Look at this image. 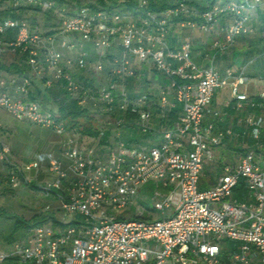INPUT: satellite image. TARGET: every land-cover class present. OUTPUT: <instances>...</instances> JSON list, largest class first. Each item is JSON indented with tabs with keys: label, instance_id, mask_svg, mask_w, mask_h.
<instances>
[{
	"label": "built area",
	"instance_id": "built-area-1",
	"mask_svg": "<svg viewBox=\"0 0 264 264\" xmlns=\"http://www.w3.org/2000/svg\"><path fill=\"white\" fill-rule=\"evenodd\" d=\"M189 1L151 10L149 0H138L135 11L96 8L95 0L2 1L7 16H0V58L18 47L27 54L29 69L0 76V108L18 121L53 130L61 138V154L47 152L46 165L14 159L0 122V187L35 182L43 194L55 196L64 218L34 225L8 249L0 248V264L10 258L17 264H264V167L255 148L264 149V91L250 96L241 89L248 81L243 72L228 67L222 74L213 63L200 65L192 58L190 41L171 47L167 40L175 19L211 31L223 18L224 40L214 44L225 49L253 31L250 21L258 9L264 13V0H218L202 11ZM30 8L53 11L58 26L43 31L22 15L12 16ZM191 14L199 19L185 18ZM10 31H15L12 38ZM89 47L97 55L93 61ZM135 61L151 64L166 86L155 95L141 85L132 87ZM107 63L108 80L97 89L71 70L101 71ZM37 78L46 90L63 91L97 114L118 110L115 128L94 137L69 129L57 110L31 96ZM226 86L235 110L250 109L239 120L241 130L213 107L217 89ZM175 102L181 103L182 114L168 126ZM130 126L137 136L123 139V129ZM227 141L242 153L221 165L214 185L203 187L205 161L214 158L213 147ZM151 180L169 191H155L159 216L146 218L149 211L137 204L136 195ZM241 186L251 201L235 197ZM135 205L136 217L114 214ZM69 217L77 222H67ZM228 239L238 248L223 256Z\"/></svg>",
	"mask_w": 264,
	"mask_h": 264
},
{
	"label": "crops",
	"instance_id": "crops-1",
	"mask_svg": "<svg viewBox=\"0 0 264 264\" xmlns=\"http://www.w3.org/2000/svg\"><path fill=\"white\" fill-rule=\"evenodd\" d=\"M0 10H2V2L0 3ZM30 10L40 12L37 8L25 9L24 12H28ZM129 11L134 10L130 9ZM42 13L43 18L48 17L47 12ZM49 13H51L50 17H55L53 15V11H49ZM224 22L225 20L221 18L214 29L211 31H205L199 27L181 25L179 20L175 19L169 27L170 31L167 37L168 43L171 47H177L183 41H190L192 58L198 64L208 65L213 63L222 74L228 67H231L235 73L243 72L248 77V81L242 84L241 89L246 91L250 96L256 97L261 91H264V13L261 9H258L256 13L253 14L250 21V24L253 27L252 32L240 35L236 41L227 48L220 49L214 44V42L216 39L224 40L222 29ZM115 53L116 49L113 48L109 57L112 58ZM20 60L21 58L19 57L15 62L13 61V63H18ZM135 66L137 74L135 77L130 79V85H132V87L141 85L146 90V86L148 85V82H150V84H152L158 91L160 88L166 86V79L161 73L157 72L151 64L147 62L135 61ZM5 67L6 66L1 64L0 58V76H8L11 74V72H9ZM71 70L73 71V74H79L82 76V72L77 70L75 67L71 68ZM87 75L88 74L85 73L84 76L88 77ZM40 91L42 97L46 95L51 100L55 99V97L56 99L60 97L62 101L66 99V95L63 91L52 90L49 94L48 92L50 91L45 89L43 80L37 78L35 80L31 96L39 99ZM147 91H151V89H147ZM153 92L152 94L155 95ZM153 99L157 100L155 96H153ZM230 99L229 87L226 86L219 88L214 95L213 107L219 108L226 113L227 124L232 125L237 130H241L243 125H240L239 120L245 117V115L249 113L250 109L246 108L243 111H237L233 108ZM62 101H59L56 105H54L52 110H57ZM175 108H179L178 115L180 116L182 114L181 103L175 102L172 110ZM253 111L257 112L256 109ZM0 122H3L5 125L6 140H8L12 146V156L14 159L18 160V156L21 157L23 155V151L19 150L20 147L27 148L29 146H31V151L34 152L35 157H39L41 159L39 160L42 161L44 165L47 163V152H51L56 155L61 154V138L53 130L29 123L27 121H18L12 118L2 108H0ZM105 131L110 132V129H105ZM105 136L103 137V141H105ZM222 146H224V149L238 148L232 141H227ZM28 158L29 157H24L23 161L30 160V158ZM260 164L264 167V161ZM220 173L221 169L216 173L217 176L212 185L217 182ZM45 175L49 176V173H46ZM30 185L36 187L35 182ZM212 185L203 184L202 186L208 187ZM50 196L55 197L54 195ZM235 197L242 201L252 200L250 192L242 186L236 188ZM237 248L238 242L224 241L222 244V255L226 256L229 252L237 250Z\"/></svg>",
	"mask_w": 264,
	"mask_h": 264
},
{
	"label": "rangeland",
	"instance_id": "rangeland-1",
	"mask_svg": "<svg viewBox=\"0 0 264 264\" xmlns=\"http://www.w3.org/2000/svg\"><path fill=\"white\" fill-rule=\"evenodd\" d=\"M0 16H7L6 12H0ZM22 16L33 22L34 24L40 25L43 31L53 30L58 26L57 17H52L50 20H46L43 18V13L40 11H28L23 12ZM65 57L69 56V52L64 51ZM21 58L20 52L16 50V47H11L8 49L1 57V64L6 66L5 68L11 67L10 63H13L17 60V58ZM97 58L96 52L92 47H89V60L93 61ZM110 64L107 63L104 66V69L101 71H96L92 67H88L87 76L85 77V73L82 74V80H85L91 87L97 89L100 86L104 85L108 80L107 70L109 69ZM16 73V72H11ZM147 89H151L150 92L157 93V89L153 87L150 82L146 86ZM146 89V90H147ZM49 94L51 93L48 92ZM47 94V92H46ZM41 91L39 92V100L42 103L43 107L46 109L52 110L54 105H56L59 101H62L60 97L58 99H49L48 96H41ZM53 95V94H52ZM54 97V96H53ZM62 98V97H61ZM95 113V112H94ZM97 118L99 119V124L102 129L109 128L113 129L116 126L115 121L119 118L121 113L118 110H115L111 114H97L95 113ZM155 123L159 122V117L154 115ZM127 132V136L129 138L137 136V128L128 127L123 129V132ZM8 142V140H7ZM11 145V144H10ZM31 146L29 147H20L19 150L23 151V155L21 157L18 156V161H23L24 157H29L30 159H40L39 157H35L34 152L31 151ZM258 160L260 163L264 161V149L255 147ZM242 148L239 149H224V146H215L213 147L214 158L211 160H207L204 165V170L201 172V180L200 184L212 185L215 182V178L217 176V172L220 171L221 165L225 162H234L237 160L240 152L242 153ZM28 158V159H29ZM41 160V159H40ZM0 166V170H1ZM156 190L162 192H168L169 187H164L161 182H156L151 180L150 182L144 184L139 187L136 201L138 205H141L145 212L149 211V213H144L146 218L148 217H156L159 216V211L154 207L153 203V194ZM50 204V209H46V205ZM0 210L5 211L7 213H16L26 219L32 217L36 213H42L51 211L55 213V217L57 219L64 218L63 213L59 209V205L55 197L46 196L43 194L37 187L32 185H22L18 188H13L10 186H2L0 187ZM115 215L123 218H133L138 216L136 205L126 209L124 211H116ZM74 219L69 217L67 222H71ZM10 225V220L6 219L0 213V248L8 249L13 242H8L6 239L7 228ZM225 242H232L233 240H224ZM223 241V242H224ZM6 264V263H4ZM252 264H258L257 260H254Z\"/></svg>",
	"mask_w": 264,
	"mask_h": 264
},
{
	"label": "trees",
	"instance_id": "trees-1",
	"mask_svg": "<svg viewBox=\"0 0 264 264\" xmlns=\"http://www.w3.org/2000/svg\"><path fill=\"white\" fill-rule=\"evenodd\" d=\"M138 0H95L92 5L96 8H120L125 11L136 10ZM176 0H149V9L151 10H162L170 5H173ZM218 0H190L189 3L192 8L198 11H202ZM2 0H0V3ZM25 9L22 11L24 12ZM2 12V10H0ZM13 13L12 16H21ZM48 17H44L47 21L52 19L50 17L51 13L47 12ZM185 18L190 19H199L195 14L188 15ZM10 37H14L15 31H10ZM16 50L20 52L21 60L18 63H12L11 67H8L9 72H24L28 71L29 65L27 63V54L22 52L20 48L16 47ZM75 77L82 79V76L79 74H74ZM179 108H175L170 112L169 119L167 121L168 126H171L178 119ZM56 115L64 120L66 126L69 129H74L79 131L85 136L94 137L99 135L103 130L99 124V119L96 114L88 107L78 104L75 100L69 99L66 97L58 106ZM108 131H104L105 135H108ZM123 139H128L127 132L122 133ZM0 213L6 219L10 220V225L7 228L6 239L8 242H13L16 239L21 238L25 235L27 230L34 226L41 224L49 219H53L56 223H59V220L55 217V213L51 211L36 213L32 217L26 219L16 213H7L1 211ZM150 218V217H148ZM76 220L71 221L70 223H75ZM6 264H17L14 259L10 258Z\"/></svg>",
	"mask_w": 264,
	"mask_h": 264
}]
</instances>
